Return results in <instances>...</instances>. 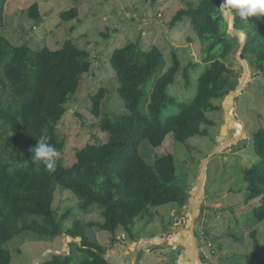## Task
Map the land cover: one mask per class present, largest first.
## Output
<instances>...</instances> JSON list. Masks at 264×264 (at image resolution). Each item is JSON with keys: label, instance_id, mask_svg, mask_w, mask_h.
<instances>
[{"label": "trees", "instance_id": "obj_1", "mask_svg": "<svg viewBox=\"0 0 264 264\" xmlns=\"http://www.w3.org/2000/svg\"><path fill=\"white\" fill-rule=\"evenodd\" d=\"M222 2L200 0L196 7L177 11L170 21L174 27L188 18L205 50V66L197 79L196 94L188 102H180L167 92L181 64L175 53L172 66L164 72L162 52L155 46L141 50L140 39L113 50L110 67L125 112L112 117L101 112L105 88L91 96V114L99 119L97 125L108 138L100 145L76 149L70 166L62 155L65 139L57 126L83 75L91 70L89 53L71 39L58 50L44 47L33 51L27 45L11 44L0 34V85L10 93V101L0 109V122L7 128L0 134V138L7 135L0 154V264H10L11 254L5 245L21 233L51 240L62 234L60 221L64 223L70 213L57 218L52 208L57 187L72 192L82 211L91 214L99 208L104 223L98 226L112 234L119 228L129 230L148 207L185 203L187 191L179 182L173 155L155 157L154 165L146 163L143 155L161 147L169 135L180 144L205 136L207 132L201 125L210 124L207 114L221 108L214 101L236 91L238 76L227 61L237 39L228 34L220 9ZM28 17L40 19L37 5L30 7ZM76 17V8L60 14L61 21ZM234 28L246 35L241 58L255 76H264V17L248 23L234 15ZM184 76L187 77L186 70ZM172 106L176 112L163 116V110ZM42 135L61 152L54 172L31 162L29 149ZM253 151L259 160L244 171L243 181L248 198L257 200L250 217L261 222L264 130L253 134ZM92 226L93 222L72 223L65 231L74 240L68 251L53 253L42 264H112L106 249L89 234Z\"/></svg>", "mask_w": 264, "mask_h": 264}, {"label": "rangeland", "instance_id": "obj_2", "mask_svg": "<svg viewBox=\"0 0 264 264\" xmlns=\"http://www.w3.org/2000/svg\"><path fill=\"white\" fill-rule=\"evenodd\" d=\"M199 2L0 0V34L11 44L27 45L33 51L44 47L54 51L71 39L89 53L91 70L83 75L77 93L67 105L66 115L57 126L65 139L62 155L66 165L75 161L76 149L100 145L108 138L97 125L99 119L91 114V96L105 88L101 112L111 117L125 112L110 67V57L116 48L138 39L143 51L155 46L163 54L164 72L172 66L175 53L181 64L167 92L180 102H188L196 94L197 79L205 66L204 46L188 18L174 27L170 21L180 9L196 7ZM33 5L38 6V21L28 17ZM73 8L77 9V17L61 21L60 14ZM222 14L228 21V34L237 39L227 61L238 76L236 91L214 101L221 108L207 114L210 124L201 125L207 132L205 136H195L180 144L169 135L161 147L143 155L150 165L155 164L157 156L173 155L179 182L187 191L185 203L148 207L129 230L119 228L112 234L99 228L98 224L104 223L99 208L91 214L84 212L72 192L57 187L52 208L56 209L57 218L70 213L64 223L60 221L62 234L53 240L30 232L15 236L5 245L11 254L10 264H42L53 253L67 252L74 240L65 231L76 221L93 222L89 234L106 249V257L112 264H190L188 259L184 261L185 256L190 257L189 244L193 245L198 264H264V220L258 222L250 217L257 200L248 198L243 181L244 171L259 160L253 151V134L264 130V76H255L250 68L246 72L247 63L241 58L245 33L235 30L234 15L223 11ZM195 64L198 66L193 69ZM9 101L8 88L0 85V109ZM176 110L174 106L167 107L163 116ZM228 114L242 126L240 136ZM5 129L0 122V134ZM6 137L4 134L0 138V154Z\"/></svg>", "mask_w": 264, "mask_h": 264}, {"label": "clouds", "instance_id": "obj_3", "mask_svg": "<svg viewBox=\"0 0 264 264\" xmlns=\"http://www.w3.org/2000/svg\"><path fill=\"white\" fill-rule=\"evenodd\" d=\"M220 9L229 14L238 16L242 21L254 23L264 17V0H223ZM31 162L42 164L49 172H54L61 152L49 142L47 136L36 138V144L30 148Z\"/></svg>", "mask_w": 264, "mask_h": 264}, {"label": "bare ground", "instance_id": "obj_4", "mask_svg": "<svg viewBox=\"0 0 264 264\" xmlns=\"http://www.w3.org/2000/svg\"><path fill=\"white\" fill-rule=\"evenodd\" d=\"M242 34V33H241ZM242 38H243V36H242ZM247 77H248V75H247ZM247 77H246V79H247ZM228 117H229V120H231V118H230V114H228ZM231 123L233 124V126H234V128L236 129V131H237V136H240L241 134H242V126L240 125V123H237V122H235V121H232L231 120ZM199 196V195H198ZM196 197V196H195ZM196 201V200H195ZM196 209V208H195ZM189 247H188V249H189V251H190V257L188 258V260H189V262H190V264H198L199 262L196 260V258H195V254H194V249H193V245H188ZM191 251H193V252H191Z\"/></svg>", "mask_w": 264, "mask_h": 264}, {"label": "water", "instance_id": "obj_5", "mask_svg": "<svg viewBox=\"0 0 264 264\" xmlns=\"http://www.w3.org/2000/svg\"><path fill=\"white\" fill-rule=\"evenodd\" d=\"M222 4H223V2H222ZM227 21V20H226ZM227 24H228V21H227ZM229 31L230 32H232V33H236L234 30H230L229 29ZM245 41H246V35H245V39H244V41H243V43H242V45H241V47L243 48V46H244V44H245ZM242 61H244L245 63H247L245 60H243L242 59ZM248 65V64H247ZM246 65V67H245V70H246V72H248V69H249V66H247ZM247 74H245V76H246ZM246 78V77H245ZM244 78V79H245ZM244 81V80H243ZM243 84V82L240 84V86ZM191 224H192V222H191ZM186 227H188V226H186ZM169 243H171V242H169ZM188 259V256H185V258H184V261H186Z\"/></svg>", "mask_w": 264, "mask_h": 264}]
</instances>
